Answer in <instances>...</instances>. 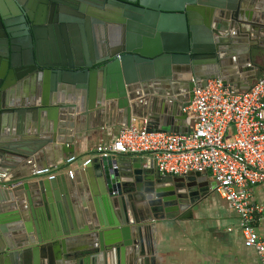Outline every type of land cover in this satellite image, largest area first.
Segmentation results:
<instances>
[{"label":"water","instance_id":"obj_1","mask_svg":"<svg viewBox=\"0 0 264 264\" xmlns=\"http://www.w3.org/2000/svg\"><path fill=\"white\" fill-rule=\"evenodd\" d=\"M111 5L98 40L77 39L74 24L73 40L50 22L40 32L24 5L30 24L14 40L0 3V264H152L158 224L191 217L209 191L201 173L164 175L116 155L75 179L29 180L62 165L73 135L115 122L189 133L194 88L217 78L246 89L238 73L264 57V0Z\"/></svg>","mask_w":264,"mask_h":264},{"label":"built area","instance_id":"obj_2","mask_svg":"<svg viewBox=\"0 0 264 264\" xmlns=\"http://www.w3.org/2000/svg\"><path fill=\"white\" fill-rule=\"evenodd\" d=\"M187 109L189 133L148 131L146 119L133 117L112 141L97 145L93 155H146L151 168L164 175L208 174L213 191L237 215L244 245L264 264V239L254 225L264 219V203L252 198L255 186L264 187V72L243 90L209 79L204 88H194ZM52 170H37L33 176L50 178ZM68 175L72 178L73 172Z\"/></svg>","mask_w":264,"mask_h":264},{"label":"crops","instance_id":"obj_3","mask_svg":"<svg viewBox=\"0 0 264 264\" xmlns=\"http://www.w3.org/2000/svg\"><path fill=\"white\" fill-rule=\"evenodd\" d=\"M257 64L258 67L238 73L240 77L238 89L241 87L247 89L264 72V57L258 58ZM107 120L110 123L114 122L110 117ZM191 124L192 116L191 112H188L189 128ZM121 127L115 122L112 126H104L96 131L73 135V142L67 147L70 151L64 155L63 161L61 159L57 161L62 165L55 167L50 174L54 176L64 174L67 179H75L79 169L84 167V161L89 157L95 158L93 155L95 147L112 141ZM71 157L75 159L69 162ZM116 157L120 161H129L133 156L117 155ZM140 158L143 162L147 161L146 155ZM69 170L73 172L72 178L68 175ZM36 171L34 170L33 173ZM203 175L207 176L210 188L193 206L191 217L158 224L155 261L152 264H260L254 249L244 245L238 228L237 215L227 203L224 206L220 202L222 197H211L212 180L208 174ZM79 177L84 178L82 174ZM7 178L9 175L3 180ZM41 178L48 177L43 175L31 177L29 180ZM252 198L257 203H264V187L255 186ZM254 225L259 236L264 239V219L256 220ZM232 233L234 236H231Z\"/></svg>","mask_w":264,"mask_h":264},{"label":"flooded vegetation","instance_id":"obj_4","mask_svg":"<svg viewBox=\"0 0 264 264\" xmlns=\"http://www.w3.org/2000/svg\"><path fill=\"white\" fill-rule=\"evenodd\" d=\"M111 2L138 5V0H0V3L8 10L7 21L11 22L10 27H12L11 33L14 34V40L23 38L20 35L22 29L19 26L30 24L22 9L24 5H27L33 13V22L37 20L35 26L40 32L41 28L50 22L58 26L60 39L73 40L68 25L74 24L77 27V39L98 40L99 23H103L104 18H107V13L112 8ZM11 3L15 6L14 12L10 8ZM34 8H40V13L37 14V9ZM72 18H76L77 21H73ZM89 26H92L91 30H88ZM63 31L67 37L63 36Z\"/></svg>","mask_w":264,"mask_h":264},{"label":"rangeland","instance_id":"obj_5","mask_svg":"<svg viewBox=\"0 0 264 264\" xmlns=\"http://www.w3.org/2000/svg\"><path fill=\"white\" fill-rule=\"evenodd\" d=\"M187 111H188V112H191V109H187ZM211 197L221 198V196H220L217 192H215V191H213ZM220 202H222V204H223L224 206H226V202H225V200H224L223 198H221ZM221 211H222V209H221ZM232 235L234 236L233 233L231 234V236H232ZM237 242H238V241H237Z\"/></svg>","mask_w":264,"mask_h":264}]
</instances>
